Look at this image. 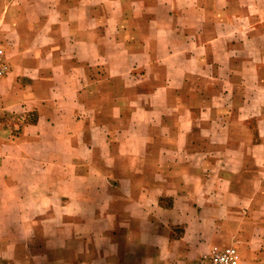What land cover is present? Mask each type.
Here are the masks:
<instances>
[{
  "label": "crops",
  "instance_id": "0c3cea01",
  "mask_svg": "<svg viewBox=\"0 0 264 264\" xmlns=\"http://www.w3.org/2000/svg\"><path fill=\"white\" fill-rule=\"evenodd\" d=\"M185 2L0 0V261L37 236L28 224L60 236L63 264H177L228 246L264 264V0ZM157 20L184 44L153 58ZM175 109V128L153 119ZM159 129L177 139L157 155L149 141L114 151Z\"/></svg>",
  "mask_w": 264,
  "mask_h": 264
},
{
  "label": "rangeland",
  "instance_id": "374dc122",
  "mask_svg": "<svg viewBox=\"0 0 264 264\" xmlns=\"http://www.w3.org/2000/svg\"><path fill=\"white\" fill-rule=\"evenodd\" d=\"M246 1H248V0H233V3H235V2L241 3V2H246ZM185 3L189 4L191 2H190V0H186ZM124 7L126 8V10L129 9L128 4L124 5ZM149 7L152 11H154L155 8L157 7V3L152 2L149 4ZM169 7L171 9V6H169ZM166 22L167 21H165V23ZM154 23H156L157 26H154L153 37H152L153 40H152V42L151 41L149 42V45L147 48L149 51L150 50L153 51V53H151L153 58H155L154 50L155 49L160 50L165 45H169L168 43H170V45H172L174 47H178L181 44H184V41L183 42L180 41V39L177 37H170V36L164 37L162 34H160V32L158 30L161 26L160 20L154 21ZM169 26L174 27V24L171 23V21H170ZM110 34H111V30L109 31L108 35L110 36ZM143 36H141V37L143 38ZM186 38H189V35H186ZM141 50H143V49L141 48ZM7 64H8V62H7ZM8 66H9V64H8ZM10 71H11V67L9 66L8 73ZM8 73H7V75H8ZM160 74H161L160 72L155 74V79H156L155 81H159V79L161 78ZM156 75L158 77H156ZM174 86L175 85L172 84V88H174ZM209 86L212 87V85H209ZM214 87L218 88L219 85H217V86L215 85ZM169 104L173 105L175 107L177 103L175 101H170ZM169 104H168V107H171ZM162 106L165 107L164 104L162 103V101H160V100L153 101V109L160 111L162 109ZM178 108H179V104L176 106V109H178ZM175 110H174V117L172 119H171V117H169L167 119V117H161V116H159V117L154 116L153 119H155V120L159 119V122L161 124L164 123L166 125H170V126L175 128L176 113H177V110L176 111ZM144 119H146V117L144 115L137 117V123H140V122L145 123ZM172 120H173L174 124H169L170 122H172ZM176 137H177L176 131L166 132V131H164V130L162 131L160 129L153 131V132H143L142 131V132H137V133H128L124 137L125 140H124V144H122L123 146L115 145L114 151L117 153L127 151L128 150L127 146L133 145V144L134 145L136 144L137 147H141V148L145 149L146 141H149V143H147L148 150L152 149L150 152H152V154L157 155L158 149L156 148V146H158V145H160V143H164V142L172 143V142L176 141V139H177ZM188 138L192 140L193 139L192 134ZM150 140H152L153 145L150 143ZM168 150H170V149H168ZM86 214H89V213H84V215H86ZM54 230L56 231L57 228H54ZM11 231L14 232L13 240L16 241L17 238L15 237V229H11ZM26 231H34L37 233V236L34 237L33 239H28L27 246L23 250H18V254H20V255L22 254V256L18 255V257H17L18 259H15L12 261H0V264H63L62 260L64 259V252L59 250V248H60V236H58L54 233V235L52 237V242L51 241L47 242V240H46L47 232L44 229L32 228V227H30V225L27 224L26 225ZM52 232H53V229L50 230V233H52ZM14 244H16V243L14 242ZM34 248H36V250H34ZM52 248H53V250H51ZM214 249H221V247L220 248H214ZM94 252H95V249H94ZM202 255H204V254H202ZM202 255L194 258V257H191V254H190L189 258H187L186 260H183L177 264H192L195 260L199 259ZM39 256H41L42 259L39 258L37 261L33 260V257H39ZM19 257H25V258L27 257V258H26V261H21V259Z\"/></svg>",
  "mask_w": 264,
  "mask_h": 264
},
{
  "label": "built area",
  "instance_id": "2783aa9c",
  "mask_svg": "<svg viewBox=\"0 0 264 264\" xmlns=\"http://www.w3.org/2000/svg\"><path fill=\"white\" fill-rule=\"evenodd\" d=\"M9 66L5 60V48L0 43V78L7 75ZM238 252L235 247L228 246L221 249H213L201 256L192 264H237Z\"/></svg>",
  "mask_w": 264,
  "mask_h": 264
}]
</instances>
